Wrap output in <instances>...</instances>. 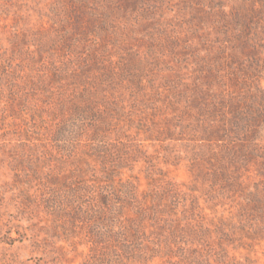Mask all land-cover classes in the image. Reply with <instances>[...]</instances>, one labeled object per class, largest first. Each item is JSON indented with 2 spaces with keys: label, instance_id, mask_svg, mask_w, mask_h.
I'll return each mask as SVG.
<instances>
[{
  "label": "rangeland",
  "instance_id": "obj_1",
  "mask_svg": "<svg viewBox=\"0 0 264 264\" xmlns=\"http://www.w3.org/2000/svg\"><path fill=\"white\" fill-rule=\"evenodd\" d=\"M114 183L264 264V0H0V264H171L112 244Z\"/></svg>",
  "mask_w": 264,
  "mask_h": 264
},
{
  "label": "trees",
  "instance_id": "obj_2",
  "mask_svg": "<svg viewBox=\"0 0 264 264\" xmlns=\"http://www.w3.org/2000/svg\"><path fill=\"white\" fill-rule=\"evenodd\" d=\"M130 186V184H125L120 185L118 188L114 183L113 186H111L112 190L109 193L110 195L102 196L105 202L103 205L105 209L96 206L95 201L90 202V200H85V196L87 195L85 191L90 193L89 199L90 197L93 198L95 195L97 190H94L93 187H85L83 184H80L84 192H80L81 195L79 197H82L83 202L86 201L89 207L94 205L95 208H99V210L96 211L100 221H105L104 217L107 216V214L119 215L130 210L135 211L136 215L134 217L127 215L126 219L120 222V233L112 232L109 235L112 244H116L118 250H122L125 256L128 257V260L132 257L131 255L135 253L138 254L139 257L152 253V258L161 257V255L165 253V255L167 254L171 257V264H199L196 260L200 258L201 250L192 248L193 238L192 235L190 237L189 231L187 233V231L183 230L181 227L178 232H174L175 221L169 220L168 224H165L166 220H162L163 218L161 219L159 215L154 216V214H149V210H146L147 206L139 202L135 188L131 186L132 189ZM155 196V201L157 200V202L162 199V194L158 191L155 192ZM78 200H80V198ZM154 205H156L154 206L155 210H158V204L155 203ZM164 225L167 227L166 230H168V235L166 236L162 234ZM150 234H156V239L154 238L156 241L151 239L152 235L150 236ZM187 236H189L190 239H188ZM102 243V238H96L92 244H95L97 250L99 248L100 252ZM149 244H153L154 248H150L151 245ZM184 245L186 246L185 248ZM157 247L158 250L156 251L155 248ZM156 252H160V255ZM100 254L101 252L98 256H100ZM203 257L206 264H243L238 262L234 257H230L225 249H222L221 253L210 250L206 253V256L204 255ZM99 258L100 257H98V259Z\"/></svg>",
  "mask_w": 264,
  "mask_h": 264
}]
</instances>
